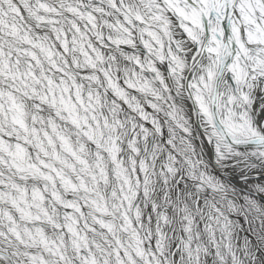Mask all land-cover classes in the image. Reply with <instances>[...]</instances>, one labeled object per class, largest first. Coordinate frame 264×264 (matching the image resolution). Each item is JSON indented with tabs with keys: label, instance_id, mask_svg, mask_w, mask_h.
Returning a JSON list of instances; mask_svg holds the SVG:
<instances>
[{
	"label": "snow or ice",
	"instance_id": "snow-or-ice-1",
	"mask_svg": "<svg viewBox=\"0 0 264 264\" xmlns=\"http://www.w3.org/2000/svg\"><path fill=\"white\" fill-rule=\"evenodd\" d=\"M0 264H264V0H0Z\"/></svg>",
	"mask_w": 264,
	"mask_h": 264
}]
</instances>
